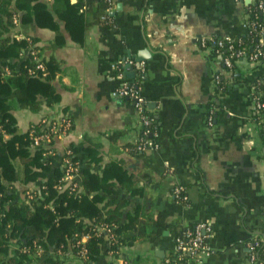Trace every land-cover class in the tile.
Wrapping results in <instances>:
<instances>
[{
	"label": "crops",
	"instance_id": "crops-1",
	"mask_svg": "<svg viewBox=\"0 0 264 264\" xmlns=\"http://www.w3.org/2000/svg\"><path fill=\"white\" fill-rule=\"evenodd\" d=\"M38 1L58 23L62 41L57 42L46 25L21 23L19 15H14L17 23L8 34L32 37L41 57L56 62L50 84L58 99L47 105L39 96L37 111L15 104L10 114L20 132L60 113L68 115L71 128L56 141V156L48 158L51 164L43 178L25 180L18 160L13 161L15 197L22 199L26 189L37 188L52 176L69 145L75 148L76 180L81 187L83 170H94L84 158L86 136L99 143L101 165L121 159L143 189L142 196L118 189V196L128 200L114 216L118 225L136 203L150 215L167 212L161 232L152 240L151 227L142 223L126 234L133 239L121 246L120 253L112 255L103 245L92 264H193L190 257H172L174 238L182 228L201 222L210 227L206 243L211 253L203 264H253L247 242L264 230V141L253 115L251 92L264 66L236 61L232 73L221 77L226 81L224 91L214 80L221 66L219 55L199 43L202 38L244 34L248 0H111L114 25L84 29L81 42L72 39L55 15L53 0ZM128 59H134V64L121 68L126 79H133L139 62L145 64L140 93L160 126L157 145H147L137 154L127 152L124 145L139 136L138 113L130 100L113 95L120 84L114 65ZM113 132H121L114 141L109 138ZM177 185L183 187L188 203L175 198ZM53 253L50 246L45 256ZM69 263L83 264L77 258Z\"/></svg>",
	"mask_w": 264,
	"mask_h": 264
},
{
	"label": "trees",
	"instance_id": "trees-1",
	"mask_svg": "<svg viewBox=\"0 0 264 264\" xmlns=\"http://www.w3.org/2000/svg\"><path fill=\"white\" fill-rule=\"evenodd\" d=\"M111 3V0H77L74 3L70 0H53L52 10L59 20L63 21L64 28L72 39L81 42L80 36L84 29L92 25L102 28L114 25V17L109 10ZM247 7L251 9L249 19L255 18L263 23L260 11L252 5ZM14 15H19L21 23L34 22L36 25L43 24L51 28L56 34L57 42H61L63 38L58 23L52 19L50 12L40 1L0 0V264H28L33 256L29 252H23L21 248L31 245L33 241L43 247L44 257L37 264L64 262L69 254L78 255L81 245H77V242L83 236H86L83 245L87 252L82 262L92 264L97 260L103 245L112 255L120 253L121 246L129 245L133 239L130 236L127 238L126 234L138 230L142 223L151 227L149 239L152 240L161 232L160 224L166 219L167 212L159 211L156 215H150L143 212L141 205L136 203L128 211L126 221L118 225L114 216L120 214V208L128 204L127 199L118 196V189L129 196H142L143 189L123 167L121 159L101 165L99 143L86 136L83 138L84 158L94 165V170H83L80 187L82 191L75 189L69 192L68 188L59 191L56 187L63 170L57 167L52 176L41 182V185L46 186V190H42L43 195L46 192L44 198L28 203L26 199L16 198L13 194L12 182L16 178L13 162L15 159L22 167L25 180L43 178L51 160L42 157L40 149L31 147L28 132L18 130L10 110L18 104L21 108L37 111L41 105L39 96L44 97L47 105L58 99L50 84L56 62L51 58L45 60L42 57L41 61L44 62L47 74L41 77L40 71L30 73V70L35 69L37 62L29 52L38 49L40 54L39 48L32 37L17 40L15 36L8 34L14 28ZM77 31L78 37L75 35ZM255 42L253 33H244L235 38L234 44L236 48H243L250 54L254 51ZM24 54L27 56L21 59ZM125 64L119 63L118 67L123 69ZM5 68L9 73L5 72ZM131 80L136 86L140 85L142 73L139 67H136L135 76ZM218 85L222 90H226V81L223 78H220ZM125 99L127 98H122ZM143 114L151 120L141 127V131L148 129L149 132L144 136L140 132L136 141L124 145L130 154L142 153L144 140L157 139L160 133L156 118L146 107ZM257 121L259 134L264 141V114ZM38 123L32 126L36 127ZM5 133L9 134V138H3ZM120 134L121 132H113L109 138L114 141ZM67 148L71 150L70 159L78 166L75 148L71 145ZM180 203L186 204L188 201L183 200ZM104 224L110 227L113 239L109 238L110 234L106 230L100 229ZM206 240L207 238L204 239L205 243ZM255 242L258 243L257 246L253 245ZM247 245L253 247L249 250V254H255L253 264H264V230L253 235ZM50 246L54 247V251L60 249L62 255L45 256ZM183 256L182 259L190 257L187 252ZM190 262L192 263V260ZM169 263H172V260H169Z\"/></svg>",
	"mask_w": 264,
	"mask_h": 264
},
{
	"label": "built area",
	"instance_id": "built-area-1",
	"mask_svg": "<svg viewBox=\"0 0 264 264\" xmlns=\"http://www.w3.org/2000/svg\"><path fill=\"white\" fill-rule=\"evenodd\" d=\"M112 4V3H111ZM248 5L254 6V9L260 11L263 15L264 20V0H248ZM246 6V19L242 23V27L245 33H253L256 37V42L254 44V51L250 54H247L243 48H236L234 41L235 38L232 37H218V38H202L199 43L203 48L210 49L214 54L219 55L221 66L217 74L214 76L215 82H219L220 78L225 74L229 75L232 73L234 63L240 59L245 60L248 64L252 66H264V21L263 23L259 22L257 19H249V13L251 9ZM111 7V6H110ZM109 7V10L111 9ZM13 23H17V18L13 17ZM17 40L27 39V36L18 34L15 36ZM29 55L36 60L35 69L30 70L31 74H35L36 71H40V76L44 77L47 74L45 69L44 62L41 61L42 57L38 54V49H32L29 52ZM127 64H134V60L128 59L125 61ZM117 70V75L120 78V84L113 91V95L118 98H127L130 100L134 106L136 112L139 116L140 127L149 123V119L143 112L145 111L144 100L140 93L139 86H136L132 80L122 77V69L118 67L117 64L114 65ZM140 71H144L145 64L143 62L138 63ZM5 72L9 73V70L5 68ZM251 100L253 107V115L257 120L261 115L264 114V74L258 76V78L253 82ZM212 112L207 116V124H212ZM71 128V121L67 114L60 113L51 115L48 118H42L39 120L38 126L33 127L32 125L28 128V136L31 141V147L35 149H40L42 157L44 158H53L56 156V141L64 137ZM141 134L146 135L149 130L145 129L141 131ZM139 132V134H140ZM143 140V139H142ZM145 146H156V139H145ZM71 150L65 148L61 154L60 165L63 170V173L59 179L57 189L59 191L68 188L69 192L77 189L82 191L80 188L79 182L76 180L78 174V166L75 162L70 159ZM42 190H46L45 185H39L34 189H26L23 193V198L26 199L28 203H32L33 200H40L44 198ZM184 189L182 186L177 185L173 188V194L178 202L186 200L184 195ZM52 201H49L51 203ZM264 213V211H263ZM101 230H106L109 233V238L113 239L111 235V229L107 224L100 227ZM210 234V227L205 223H195L191 228L185 227L181 229L174 238V248L172 252V257L183 258V254L187 252L190 255V258L193 260V264H203V259L211 253L210 248L207 243L204 242V239L207 238ZM86 236H83L77 245H81L79 248L78 255L69 254L64 262L58 264H70L69 260L71 258H77L82 262V258L86 257V248L83 245ZM257 242L253 245L257 246ZM70 248V247H69ZM249 250L253 247L248 246ZM23 252H29L32 254V260L28 264H37V262L44 257L43 247L40 243L33 241L29 246H23L21 248ZM70 250V249H69ZM61 250L57 249L54 251L52 256L56 254L62 255ZM63 258V257H61ZM64 260V259H63ZM169 260V259H168ZM249 261L252 263L255 261V254L250 253ZM83 263V262H82Z\"/></svg>",
	"mask_w": 264,
	"mask_h": 264
},
{
	"label": "rangeland",
	"instance_id": "rangeland-1",
	"mask_svg": "<svg viewBox=\"0 0 264 264\" xmlns=\"http://www.w3.org/2000/svg\"><path fill=\"white\" fill-rule=\"evenodd\" d=\"M51 116V115H50ZM50 116H48V117H50ZM48 117H43V118H48ZM30 127V126H29Z\"/></svg>",
	"mask_w": 264,
	"mask_h": 264
},
{
	"label": "water",
	"instance_id": "water-1",
	"mask_svg": "<svg viewBox=\"0 0 264 264\" xmlns=\"http://www.w3.org/2000/svg\"><path fill=\"white\" fill-rule=\"evenodd\" d=\"M138 59H140V58H138ZM137 61L139 62V60H137ZM138 62H137V63H138Z\"/></svg>",
	"mask_w": 264,
	"mask_h": 264
}]
</instances>
